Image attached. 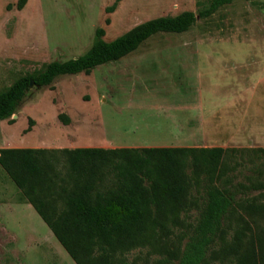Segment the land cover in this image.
Returning <instances> with one entry per match:
<instances>
[{"label":"rangeland","instance_id":"374dc122","mask_svg":"<svg viewBox=\"0 0 264 264\" xmlns=\"http://www.w3.org/2000/svg\"><path fill=\"white\" fill-rule=\"evenodd\" d=\"M16 1L0 0V91L49 61L79 56L97 28L109 40L154 17L192 11L196 18L187 30L157 32L87 73L31 85L0 120V148L94 146L104 137L116 138L112 146L122 144L118 138L218 146L227 150L222 173L234 193V215L238 204L264 199V153L257 150L264 148V0H232L209 18L197 12L210 0H26L20 9ZM145 120L172 128L129 130ZM192 194L201 206V185ZM26 203L0 169V264H75ZM196 215V209L179 214L183 225L168 234L175 248ZM232 234L230 228L224 239ZM120 256L125 264H175L148 247ZM205 264L218 263L208 256Z\"/></svg>","mask_w":264,"mask_h":264},{"label":"trees","instance_id":"16d2710c","mask_svg":"<svg viewBox=\"0 0 264 264\" xmlns=\"http://www.w3.org/2000/svg\"><path fill=\"white\" fill-rule=\"evenodd\" d=\"M231 1L210 0L197 16L209 18ZM25 2L17 0L14 7ZM195 18L192 11L154 17L109 40L97 28L79 56L49 61L0 91V120L14 113L31 85L87 73L157 32L187 30ZM257 150L264 153V148ZM226 151L218 146L2 147L0 169L75 264H125L116 259L136 247H148L175 264H205L208 256L218 264H264V199L238 204L234 215V193L222 173ZM198 185L204 192L201 206L192 194ZM190 209L197 215L188 223L185 242L175 248L168 234L183 225L179 214ZM230 228L233 234L226 240ZM215 240L219 245L212 250Z\"/></svg>","mask_w":264,"mask_h":264},{"label":"crops","instance_id":"0c3cea01","mask_svg":"<svg viewBox=\"0 0 264 264\" xmlns=\"http://www.w3.org/2000/svg\"><path fill=\"white\" fill-rule=\"evenodd\" d=\"M144 119H146V118H144ZM133 125H135V126L133 127ZM131 126L132 127L129 128L130 131H136V132L145 131V132H151V133H157L161 129H171L172 128V126L167 125V124L164 125V123H162L158 120H154L153 122L148 121V120H145L144 122H139V123L138 122H132ZM120 132L123 133L124 131L121 130ZM115 139L114 138L106 139L105 137L102 139H97L96 141H98V142L94 146L95 147H104V148L143 147V146H173V145L164 144L162 141L166 140L165 138H153L151 140H149L147 138L146 139L136 138L133 140L131 138H125L126 140L124 138H118L117 141H120V143L122 142V144L120 146L109 145L111 142H114ZM75 147H86V146H75ZM23 204L24 203H22V205ZM27 204L28 203H26L25 205H27ZM18 205H21V204H18ZM18 208L20 209V206Z\"/></svg>","mask_w":264,"mask_h":264}]
</instances>
